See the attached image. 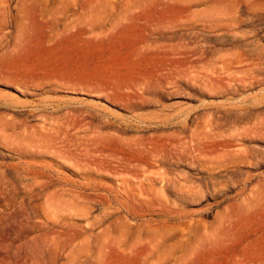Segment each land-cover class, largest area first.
<instances>
[{
	"label": "rangeland",
	"instance_id": "rangeland-1",
	"mask_svg": "<svg viewBox=\"0 0 264 264\" xmlns=\"http://www.w3.org/2000/svg\"><path fill=\"white\" fill-rule=\"evenodd\" d=\"M0 264H264V0H0Z\"/></svg>",
	"mask_w": 264,
	"mask_h": 264
},
{
	"label": "bare ground",
	"instance_id": "bare-ground-1",
	"mask_svg": "<svg viewBox=\"0 0 264 264\" xmlns=\"http://www.w3.org/2000/svg\"><path fill=\"white\" fill-rule=\"evenodd\" d=\"M33 1V0H32ZM30 5V4H29ZM46 8H48L47 6H43L41 9H40V11L41 12H44L45 10H46ZM50 8V7H49ZM52 11H54V9L53 8H50ZM117 13H120V11L119 12H117ZM116 13V14H117ZM49 24H53L52 22H49ZM92 24V23H91ZM90 24V25H91ZM94 24V23H93ZM76 33V32H75ZM55 53V52H54ZM84 73H86V72H84ZM88 74V73H87ZM85 82L87 83L86 85H89L90 86V88H92V89H95L94 91H99V92H104V91H106L107 89H113V90H117V89H121V86L120 85H114V84H111V83H107L106 81H102V80H99V79H88V80H85ZM94 108H95V106H94ZM97 109V108H96ZM98 109H99V107H98ZM95 111V110H94ZM97 112V111H96ZM101 113V112H100ZM103 113V112H102ZM93 115V114H92ZM91 115V116H92ZM110 115V114H109ZM106 116H108V114H106ZM75 117V116H74ZM113 117H114V114H113ZM84 118V117H83ZM82 118V119H83ZM92 118V117H91ZM102 127V126H101ZM104 132V131H103ZM101 133V132H100ZM89 135V134H88ZM100 135V134H99ZM103 135H104V133H103ZM81 138V137H80ZM101 140V139H100ZM121 140V139H120ZM149 140V139H148ZM96 141V140H95ZM90 143H92L91 141H90ZM91 145V144H90ZM92 145H94V143L92 144ZM96 145V144H95ZM94 145V146H95ZM73 151V150H72ZM89 151V150H88ZM146 153V152H145ZM86 155H87V153H86ZM87 158H89V157H87ZM86 158V159H87ZM144 163V162H143ZM156 163V162H155ZM149 164H147V166H148ZM146 166V167H147ZM150 167V166H149ZM151 168H152V166H151ZM154 183V182H153ZM145 199V198H144ZM149 199V198H148ZM147 199V200H148ZM161 201H162V199H161ZM167 202V201H166ZM162 203V202H161ZM161 203H159V206H160V204ZM171 206V205H170ZM158 207V206H157ZM161 208V207H160ZM159 210V209H158ZM152 213V212H151ZM151 215V214H150ZM160 215V214H159ZM166 217H168V215L166 216ZM184 217V216H183ZM182 217V218H183ZM186 217V216H185ZM168 218H170V217H168ZM173 218V217H172ZM187 218V217H186ZM177 219V218H176ZM169 221V220H168ZM162 225V224H161ZM146 227V226H145ZM148 227V226H147ZM160 228H163V227H160ZM159 228V229H160ZM168 228V227H167ZM162 230V229H161ZM144 236V235H143ZM143 236H141V237H143ZM207 241V240H206ZM132 260V259H131ZM152 261V260H151Z\"/></svg>",
	"mask_w": 264,
	"mask_h": 264
}]
</instances>
